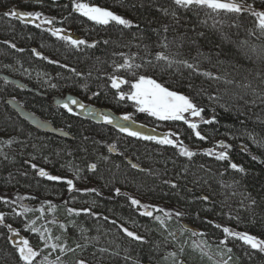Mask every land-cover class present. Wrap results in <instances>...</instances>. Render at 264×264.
Here are the masks:
<instances>
[{
  "label": "trees",
  "instance_id": "obj_1",
  "mask_svg": "<svg viewBox=\"0 0 264 264\" xmlns=\"http://www.w3.org/2000/svg\"><path fill=\"white\" fill-rule=\"evenodd\" d=\"M79 1L108 8L130 20L131 27L114 22L97 25L73 12L71 0L34 3L32 7L53 18L55 27L66 26L80 39L96 44L73 48L52 36L46 25L37 28L6 15L9 7L26 2L0 0V71L49 97L71 92L85 103H93L86 106L95 110L91 114L83 109L69 113L63 106L53 105L49 97L0 79V138L14 137L10 147L0 139V212L5 213L0 224V264H24L13 244L17 236L5 224L29 240L39 253L33 264H41L44 242L28 227L41 207L48 217L63 210L77 223L106 226L115 231L114 238H119L116 234L122 223L154 229L155 217L170 212L168 217L195 226L206 241L220 244L226 240L234 264H264V253L223 232L228 227L264 239V34L255 18L247 11L216 14L196 6L178 8L173 0ZM240 3L264 8V0ZM158 53L174 63L169 66L157 60ZM125 57L143 65L135 70L137 77L150 76L204 109L203 119L197 123L203 140L183 121H166L181 125L184 134L180 140L196 155L180 156L178 148L119 131L117 125H125L154 134L146 128L154 118L139 112L127 97L120 100L117 90L111 88V74L134 80L123 69L114 73V63H123ZM181 61L195 67L189 69ZM128 88L129 84L121 85L122 91ZM98 113L112 116L113 123L106 124ZM124 113L131 114L132 120H122ZM213 116L212 123L203 122ZM136 118L144 123L134 122ZM221 142L230 147H221ZM110 145H115V151H109ZM208 149L226 151L228 159L205 154ZM93 163L96 169L89 170ZM231 163L245 171L232 169ZM40 168L50 175L73 179L76 190L41 177ZM78 170L80 179L75 178ZM129 196L164 211L152 209L153 216H143L142 209L131 206ZM204 196L208 200H203ZM22 205L32 211L18 216ZM69 208L90 212L69 214ZM176 212L182 215L176 216ZM140 236L143 241L126 236L122 245L141 262L150 263L157 258L159 248L152 234ZM57 256L59 264H77L64 255ZM56 260L53 257L50 261Z\"/></svg>",
  "mask_w": 264,
  "mask_h": 264
},
{
  "label": "snow or ice",
  "instance_id": "obj_2",
  "mask_svg": "<svg viewBox=\"0 0 264 264\" xmlns=\"http://www.w3.org/2000/svg\"><path fill=\"white\" fill-rule=\"evenodd\" d=\"M173 3L178 8H191L193 6L200 7V8H206L210 9L213 13L219 14L221 12L224 13H242V12H249L252 17L255 18L256 26L260 30L262 34H264V10H256L253 8L252 5H244L242 3H238L237 0H173ZM72 10L73 12L79 13L81 16L86 17L89 21L94 22L97 25H109L110 23H115L117 25H121L124 27H131V21L124 18L123 16L114 13L113 11L109 10L108 8L100 7L95 4L90 3H83L78 2V0H71ZM6 15L15 17L20 19L21 21H24L25 23H31L34 24L37 28L42 27L44 24L52 25L53 24V18L44 17L41 19L43 14L39 11L36 12H20L16 10H12ZM175 15V13H173ZM40 21V23H36V21ZM48 32L51 33L52 36L56 37L59 40L64 41L66 44L72 46L73 48H79L81 45H85L87 47H95V42L89 44L87 41L80 39V38H74V35L72 34H65L68 32V30L60 29V28H48ZM165 31H167V27L165 26ZM104 43H108V41H105ZM164 47H167V44L165 43L163 45ZM12 47H15L13 44ZM35 51V50H33ZM36 55H40V53H36ZM123 56V53L120 54ZM157 60H163L168 63L169 66H171L174 61L170 60L168 56L164 55L163 53H158L156 56ZM55 63V61H53ZM179 63H183L186 67L189 69H192L195 67V65L188 63L187 61H181ZM143 65L141 64H135L133 62L132 57H125L123 60V63L115 64L114 63V73L118 72L119 70L123 69L125 72L130 73L134 80H128L125 79L123 76H118L116 74L109 75L108 79L110 80L111 88L116 89L118 92V98L120 100H124L126 97L128 100L134 101L136 108L141 113H147L148 115L157 118L160 121H183L190 129L194 131V134L197 138L203 140L205 139L204 136L201 135L200 131H197L198 124L195 122H192L185 114H190L191 117H201L202 118V112L204 111L203 108L198 107L195 103H193L192 99H190L188 96L181 94L177 91L169 90V88L163 86L162 84L158 83L155 79L151 78L147 75H139L136 76V69H139ZM73 71H75L73 69ZM76 75H81L80 73H76ZM204 75L210 76L211 73L205 72ZM124 84H130V92L125 93L121 90V85ZM93 95H98V93H93ZM63 107L69 112L73 113V108L70 105H75L80 109H84L86 106L78 101L74 97L66 98L64 101H62ZM89 111H95L94 109H89ZM97 115L101 116L102 119L106 124H112L114 118L106 113H98ZM124 121H131L132 116L131 114H124L121 117ZM215 120V117L213 116L210 120H204V123L210 124ZM119 127V131L122 133H127V135L131 137H137L148 141H155L156 143L160 145H169L173 146L175 148H178V153L180 156L191 158L194 155H196L195 152L191 151L187 146L183 144V141H178L177 139H174L173 137L176 136V133L168 132L164 133L162 135H146L141 131L133 130L132 128L125 126V125H117ZM221 147L227 148L230 147L229 145H224L221 142ZM109 151H115V145L109 146ZM205 154L209 156H215L217 160H226L228 159V154L226 151L221 152H215L214 150L208 149L205 150ZM104 159H107V157H104ZM133 168H138L139 166L137 164L131 165ZM33 168H36V165H32ZM97 167L96 164H90L88 165L89 170H95ZM230 167L234 170H237L239 172H244V168L235 164L231 163ZM38 174L41 177H46L50 181L55 182H63L68 185V190L73 191L75 189V184L73 179H69L66 177H60L55 175H50L47 171H45L43 168L39 169ZM76 179H80L79 176V170L76 174ZM172 187H176L175 184L172 185ZM83 191H93L95 192L96 189H84ZM117 194H120V189L117 188L116 190ZM127 195V194H125ZM0 199H3L0 197ZM20 199H23L21 197ZM128 199L130 200V204L132 207L137 208L138 211H140V214L143 216L151 217L153 216L152 209H155L157 211H164L163 209H159L157 206L150 205V204H144L141 202L140 199L129 196ZM203 200H208L207 196L202 197ZM5 203H8L7 200L4 201ZM15 203V201H13ZM49 204L50 210H54V205H51V202H47ZM23 211L17 212L16 215H23L29 211H32L31 209H28L22 205ZM41 213L44 212V208L41 207L39 209ZM69 214H75L80 215L81 212L89 213L90 209H74L69 208L67 209ZM176 216L182 215L180 212L175 213ZM166 216H170V212H165ZM157 220H160V217H155ZM37 219H40L38 217ZM107 219V218H105ZM5 221V213L0 212V224H3ZM54 222V221H53ZM36 221H30L28 227H30V230L34 233H39L40 239L44 241V247L55 250L57 248L60 249L61 252L64 251H74V249H69L66 247L65 244H58L55 242L50 243L53 239L56 241L60 240V237L53 238L50 234L45 237V232L48 230L45 229L43 232L35 227ZM5 227L9 229V231L15 232L16 235H19L18 231L14 230L12 228L11 224H5ZM62 228H65L64 225H61ZM122 230L123 232L130 238L137 240V241H143V237L140 235H137L135 232L130 231L128 228H125L123 226ZM216 227H220V225H216ZM66 230V229H65ZM223 232L230 237H235L241 240L245 245H249L252 249L258 250L261 253H264V239H260L255 235L249 234L248 232H234L228 227L223 228ZM193 235H197V233L193 232ZM202 235V233L200 234ZM221 243H226V240L221 241ZM14 247L16 248V251L19 253V258L24 262V264H33L34 259L39 255V253L33 249L32 246H30V242L26 238H21L19 241L13 240ZM77 248H80L81 245L77 244ZM230 252L231 249H228ZM41 264H59V257H57V260L55 262L48 261L47 257H44L43 261H41ZM77 264H85V261L80 260L77 262ZM224 264H227V261L224 262Z\"/></svg>",
  "mask_w": 264,
  "mask_h": 264
},
{
  "label": "rangeland",
  "instance_id": "obj_3",
  "mask_svg": "<svg viewBox=\"0 0 264 264\" xmlns=\"http://www.w3.org/2000/svg\"><path fill=\"white\" fill-rule=\"evenodd\" d=\"M22 1L23 3L26 2L24 6L19 7L17 4H15L9 7L8 10H16L20 12L39 11L32 6H34L33 4L36 2H40V0ZM237 2H244V0H237ZM253 8L256 10H264V8H257L255 6H253ZM41 13L43 14L41 19L47 17L43 12ZM36 23H40V21L38 20L36 21ZM44 25L48 26L49 28L51 27L68 30V32H66L65 34H72L74 35V38H79V36H77L73 32V30L67 28L66 26L55 27L53 24ZM130 90L131 89L129 84L128 90H124V92L128 93L130 92ZM169 90L176 91L171 88H169ZM132 102L134 108H136L135 102ZM86 103L93 104L88 100L86 101ZM124 114H122L121 117ZM185 115L195 123H198L201 120V117H191L190 114ZM153 118L155 121L153 123H149L146 126L147 129L152 130V133H154L153 135H162L164 133L172 132L177 134L173 138H178L179 141H181V138L179 136H183L184 134V129L181 127V125H179L178 123L160 121L155 117ZM136 119L134 120V122L140 125L144 123L143 120H140L138 118ZM13 138V136H4V138L0 139L2 142H6V146L10 147L9 144L14 142ZM60 213H62L63 215ZM52 214L53 215L48 217L43 215V213H40L36 218L33 219L36 221V224L34 226L39 228L42 232L47 229L48 231L45 232V237H47L49 234L53 238L60 237L59 241L53 239L52 241H50V243L55 242L58 244H65L67 248L74 249V251L66 250L64 252H61L59 248L55 250L51 249L50 247L45 248L43 244V247L41 249V261H43L44 257H47L48 261L53 259V257L56 259L57 257H59L57 255L61 254L72 261L75 260L76 262H78L80 260H83L85 261V264H130L131 261L132 264H224L225 261H227V264H234L233 253L232 251H228L230 247H228L224 243H210L199 236L198 230L195 226L179 224L174 218L168 216H159L160 220H156L157 226H155V230L151 229L153 226H150L151 228L148 227L149 229H146L145 227L147 226H140L138 224L135 225L133 223H127V225H125L121 221V223L123 224L122 226L128 228L130 231H133L140 235L150 236L152 234L154 236L155 244L159 248L156 253L157 258H154L153 261H150V263H143L138 258L133 256V254L126 246L122 245V241L127 239V235L123 232L121 226H118L120 231L116 234L119 238H114L115 233L113 232L115 231L109 229L106 226L104 228H101L100 226L89 227L86 226L83 222L77 223V221L73 219H68V215L64 213L63 210H60L59 214L56 213L57 215H55L54 212H52ZM55 216H59L61 218L56 220ZM38 217H40V219H37ZM61 225H64L65 228H62ZM156 230L159 233H157ZM193 232L197 233V235L194 236ZM16 236L17 241H19L21 238H24L19 235ZM77 244L81 245V247L77 248Z\"/></svg>",
  "mask_w": 264,
  "mask_h": 264
},
{
  "label": "water",
  "instance_id": "obj_4",
  "mask_svg": "<svg viewBox=\"0 0 264 264\" xmlns=\"http://www.w3.org/2000/svg\"><path fill=\"white\" fill-rule=\"evenodd\" d=\"M0 79H3L6 82H10V83H12V84L16 85L17 87L22 88L24 90L35 92V93H37V94H39L41 96H44V97H49L46 93L41 92L38 89L26 84L22 80H20V79H18L16 77L10 76L9 74H6V73L1 72V71H0ZM69 97L76 98L78 101H80L81 103H83L86 106V103L81 98H79L77 95H75V94H73L71 92H66L64 94H52L49 98H50L51 103L53 105H55V106H63L62 105V101H64L66 98H69ZM70 106L73 109H80V108H78L75 105H70ZM83 110L85 112H88V114H91V111H89L87 109V106Z\"/></svg>",
  "mask_w": 264,
  "mask_h": 264
}]
</instances>
